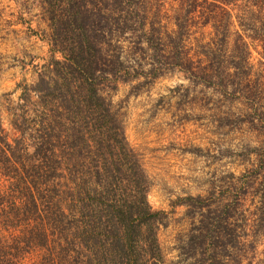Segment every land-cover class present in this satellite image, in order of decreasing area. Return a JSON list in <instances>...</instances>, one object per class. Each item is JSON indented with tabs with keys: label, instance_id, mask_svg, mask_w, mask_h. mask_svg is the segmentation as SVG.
I'll use <instances>...</instances> for the list:
<instances>
[{
	"label": "rangeland",
	"instance_id": "1",
	"mask_svg": "<svg viewBox=\"0 0 264 264\" xmlns=\"http://www.w3.org/2000/svg\"><path fill=\"white\" fill-rule=\"evenodd\" d=\"M91 1L95 5L92 19L103 27L109 56L114 54L113 44L117 39L123 42L128 60H134V56L144 58L143 53L136 55L129 51L134 43L143 40L133 23L146 12L154 23L151 36L154 47L161 46L163 29L168 34L176 30L174 17L179 13V0H130L123 6H116L114 0ZM209 2L211 6L206 12L213 16L218 9L212 0ZM73 3L74 0H0V136L12 145L20 142V149L21 143L31 144L40 122H46L50 114L51 86L36 90L40 78L46 81L54 74V67L49 65L51 59L62 60L59 53L53 52L50 16L64 14ZM122 10L128 13L120 15ZM226 10L232 15L229 31L232 44H236L234 56L240 58L237 34L248 44L250 52L246 63L241 65L237 59L238 65H231L233 56L220 60V66L237 68L234 77L223 78L228 91L193 85L177 69L154 80L138 77L130 82H118L113 89L105 83L101 97L112 117L111 123L102 137L92 133L96 148L81 146L79 150L81 164L76 171L88 172L94 165L88 164L105 154L116 160L117 165L110 166L113 170L122 169L121 184L129 179V160L133 155L148 186L147 203L152 211L161 213L155 232L157 248H154L161 264H209L203 261L204 257L186 255L185 242L198 225L199 211L183 205L184 198L205 199L209 213L206 208L203 212L214 217L223 215L222 206L231 202L237 208L233 214L236 238L239 230L241 233L245 229L246 234L252 231L258 187L247 188L245 182H252V171L261 158L264 161V1L238 0ZM125 18L127 28L132 26L133 31L122 37L121 21ZM212 24L188 28L185 39L191 54L201 52L199 44L213 37ZM226 24V20L219 19L215 26L222 29ZM69 26L66 28L72 29ZM71 35L65 32L63 37L67 52ZM171 44L178 49L176 41ZM218 61L213 59V66L218 67ZM71 116L67 113L64 119ZM92 119L94 115L87 116L75 126L84 138H91ZM66 124L74 125L71 119ZM64 129L59 130L61 136H66ZM66 142L67 149L70 143ZM28 152L24 154L30 155L31 149ZM28 158L24 157V162ZM8 166L0 161V195L12 194L7 189V174H12ZM26 216L33 225L37 216L32 211ZM12 232L18 234V230ZM28 248L18 264L49 263L47 249ZM243 255L241 264H264V236H257L254 250L247 248ZM79 260L77 264H81ZM238 260L239 244L231 251L227 264H237Z\"/></svg>",
	"mask_w": 264,
	"mask_h": 264
},
{
	"label": "trees",
	"instance_id": "2",
	"mask_svg": "<svg viewBox=\"0 0 264 264\" xmlns=\"http://www.w3.org/2000/svg\"><path fill=\"white\" fill-rule=\"evenodd\" d=\"M114 1L116 6H123L130 0ZM237 1L212 0L218 11L210 16L212 14L206 12L211 6L209 0H179V13L174 17L176 30L171 34L162 30L160 47L153 45L154 23L150 22L149 13H144L133 23L143 40L134 43L129 53L145 56H134L132 61L123 51V42L117 39L113 44L114 54H107L103 27L92 19L95 5L91 0H74L64 14L50 16L53 52L59 53L62 60L51 59L49 65L54 67V74L46 81L40 78L36 87L41 91L51 86L48 94L51 96L50 114L46 122H40L31 144L21 143V149L20 142L12 145L6 137L0 136V161L12 170L6 180L12 194L0 195V264H18L28 247L47 249L51 257L48 264H77L80 258L81 264H92V261L96 264H161L157 262L154 249L157 248L155 232L161 222V213L152 211L147 203L148 186L133 155L129 160V179L121 184L122 169L113 170L110 166L113 163L116 166V160L112 161L105 154L88 164H94L88 172L76 171L81 164L79 150L81 146L96 148L92 133L102 137L111 123L112 117L101 97L105 83L111 84L113 89L118 82H130L138 77L154 80L177 69L193 85L228 91L229 86L223 78L234 77L237 68L220 66V60L233 56L231 65H238L235 59L241 65L250 55L248 44L240 34L236 33L240 58L234 56L236 44L230 40L232 15L226 7ZM123 11L120 15L128 13V10ZM219 19L227 22L222 29L215 26ZM122 20L121 36L124 37L131 34L133 28H127L126 18ZM209 23H213V37L199 44L201 52L191 54L185 39L188 28ZM67 25L73 26L72 29L68 30ZM65 32L73 37L68 52L63 38ZM168 40L176 41L178 49ZM213 59L219 60L218 67L213 66ZM67 113L72 118L64 119ZM91 115H94L93 128L89 132L91 138L87 139L75 126ZM69 119L74 124L71 127L66 124ZM62 127H65L66 136H61ZM66 141L70 143L67 149ZM29 149L30 155L24 154L29 153ZM24 157H29L26 162ZM252 173V182H245V187H258V202L250 234H246L245 229L241 233L239 230V238H236L233 214L237 208L231 202L222 206L223 215L214 217L207 215L209 205L205 199L197 196L181 200L189 210L199 211L198 225L189 232L185 242L189 258L201 256L209 264L220 261L227 264L231 251L239 244L238 263L241 264L246 249L254 250L257 236H264L262 158ZM204 208L208 210L206 213ZM28 211L37 216L33 225L27 219ZM16 230L18 234L13 235L12 231Z\"/></svg>",
	"mask_w": 264,
	"mask_h": 264
}]
</instances>
